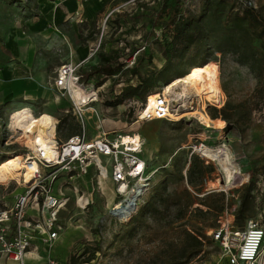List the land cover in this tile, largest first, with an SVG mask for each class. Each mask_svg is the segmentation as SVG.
Here are the masks:
<instances>
[{
    "label": "rangeland",
    "instance_id": "374dc122",
    "mask_svg": "<svg viewBox=\"0 0 264 264\" xmlns=\"http://www.w3.org/2000/svg\"><path fill=\"white\" fill-rule=\"evenodd\" d=\"M54 1L59 6L63 2L0 0V162L13 154H24L29 148L24 145L26 139L8 127L10 111L26 105L34 116L52 121L54 127L48 134L54 140H64L75 133H82L88 139L102 132L123 137L138 134L142 140L141 156L148 161L152 172V187L144 197L140 212L123 222L109 213L116 200L109 175L101 177L90 170L85 176L70 180L58 171L55 186L62 187L69 199L59 214L63 231L50 250L51 258L56 264H228L220 244L210 238V230L218 226V217L226 208L228 211L234 208L236 227L243 226L246 218L262 225L264 222L262 50L260 40L251 36L252 28L246 31V24L238 27L228 17L230 11L241 15L245 0H181L174 18L171 5L158 16L162 0H100V8L91 17L86 14V7L97 0H82L66 2L68 9H78V14L65 15L55 23L46 15L47 5ZM251 1L256 5L253 12L264 17V0ZM180 16L195 19L200 28L197 39L184 51V43L173 40V25L167 26L168 22L177 24ZM256 30L259 32L262 28L257 26ZM166 41L171 44L164 53ZM205 44L217 48L207 62L217 69L219 87L224 92L223 104L219 107L208 104L206 111L209 116H218L215 119L226 116L229 125L222 120V128L206 129L193 116L136 122L145 95L160 88L139 85L140 77L148 79L151 74V78L161 74L170 81L188 70L190 64L202 61ZM136 49H142L137 65L139 75L124 73L131 67H124L125 60ZM79 52L87 58L75 63L77 74L85 76L92 72L91 82L103 86L98 102L83 107L90 108L87 114L70 108L69 100L59 97L53 89L57 68L64 62L80 60ZM104 58L110 59L113 68L120 65V71L112 75L98 72L97 68L105 64ZM19 69L30 74L33 80L15 79ZM10 78L14 80L7 81ZM130 86L137 88L135 95L122 92ZM118 100L121 103L114 104ZM191 103L189 110L196 105ZM199 141H205V146L214 151L205 154L210 165L203 180L190 184L187 179L192 156L189 146ZM221 148L225 151L221 152ZM234 163L241 168V173L236 172ZM229 171L236 178L230 175V181H235L225 188L223 175ZM247 187L250 191L246 217L236 218ZM183 189L194 200L191 212L179 224L203 234L205 239L198 255L173 260L181 247L180 237L173 227H158L152 215L146 213L142 217L141 212L152 198ZM22 190L21 183L13 180L5 183L0 179V207L11 205L13 195ZM212 194L217 200L222 199V211L208 209L203 202L204 199L213 201V197H208ZM195 208L207 213L199 214ZM97 243L100 250L91 258ZM25 264L45 263L32 252L25 256ZM261 264H264V255Z\"/></svg>",
    "mask_w": 264,
    "mask_h": 264
},
{
    "label": "built area",
    "instance_id": "2783aa9c",
    "mask_svg": "<svg viewBox=\"0 0 264 264\" xmlns=\"http://www.w3.org/2000/svg\"><path fill=\"white\" fill-rule=\"evenodd\" d=\"M243 4L256 7L251 0H245ZM142 49L133 51L125 60L124 67L134 66ZM77 67L78 64L70 61L62 63L57 68L53 82V89L58 96L67 98L70 108L76 110L98 102L103 87L91 80H84L82 75L77 74ZM73 90H81L86 97L75 100ZM148 97L146 94L140 105L136 122L167 119L169 112L173 111L171 104L159 96L155 99L153 108L147 111L145 99ZM57 123L55 118V124ZM109 135L110 133L102 132L88 139L82 133H75L64 140L55 138L50 157H46L43 150H38L36 154L27 148L23 161L35 163L37 170L33 173L32 181L24 185L21 192L13 195L11 205L0 207V259L25 264L26 253L39 252L44 247L45 264H56L50 256V250L63 231L59 214L69 199L62 187L55 186L58 171L71 180L77 176H85L90 170L99 175L104 170L113 183L114 198L116 197L109 213L120 209L123 203L141 192L133 210L129 212V218L139 211L144 204V197L152 187V172L148 161L141 156L142 140L138 135L137 143L126 144L123 143V135ZM127 136L135 137V134ZM205 143L199 141L189 147L191 155L194 154L205 164H209L205 154L214 149L207 148ZM233 212L234 208L224 210L217 219L218 226L210 230V236L220 244L228 264H259L264 255V222L262 225L249 219L243 228H236L233 226ZM112 216L121 221L120 217Z\"/></svg>",
    "mask_w": 264,
    "mask_h": 264
},
{
    "label": "bare ground",
    "instance_id": "6f19581e",
    "mask_svg": "<svg viewBox=\"0 0 264 264\" xmlns=\"http://www.w3.org/2000/svg\"><path fill=\"white\" fill-rule=\"evenodd\" d=\"M47 9L53 20L59 22L62 12L56 5V2L49 3ZM76 14H78V11ZM23 78L33 80L30 74L25 73L23 69H19L15 79ZM13 80L14 78H10L7 81L12 82ZM218 80V71L211 63L205 62L200 65L190 66L188 71L183 75L172 78L159 89L147 94L149 97L147 100L145 99V106L147 105V111H150L155 104V99L160 96L164 98L169 105L171 104L173 108L177 107V109H173L172 112H169V117L164 120H178L185 116H193L196 117L200 121V124L206 129H220L224 125V122L220 119H212L206 111L208 104L219 107L224 102V92L219 87ZM72 95L75 100H81L86 97V94L81 92V90H73ZM187 98L191 99V102L196 104L190 108L191 111L188 109L189 106H191L189 105L191 102L187 100ZM78 111L81 113L84 111L86 112L85 114H87L90 108L84 110L80 107ZM92 111L94 112L96 109ZM180 111L183 112L181 113ZM151 121L153 122L154 120ZM8 127L12 132L21 135L22 139H26L24 145L28 146L34 153L38 154V150H43L45 156L50 157L51 148L54 147L56 142L50 134H48L54 127L50 119L42 120L34 116L32 110L28 106L23 105L10 111L8 114ZM137 140L138 134H135V137H123V143L126 144L132 143L134 145V143H137ZM219 150L221 152L225 151V149L222 148ZM23 159L24 156L22 153H16L10 158L2 160L0 162V179L5 183L13 180L21 183L23 186L28 185L32 181L33 173L37 170V165L35 163H26ZM234 166L236 172L241 173V168L236 163H234ZM230 175L236 178L235 173L231 171L224 174L223 187L225 188L235 181H230ZM99 176L106 177L104 170H102ZM120 218L123 222L128 221L129 212L120 215ZM28 253H26L25 256ZM37 255L40 254L37 253Z\"/></svg>",
    "mask_w": 264,
    "mask_h": 264
},
{
    "label": "trees",
    "instance_id": "16d2710c",
    "mask_svg": "<svg viewBox=\"0 0 264 264\" xmlns=\"http://www.w3.org/2000/svg\"><path fill=\"white\" fill-rule=\"evenodd\" d=\"M181 0H174L169 3V0H162L161 1V6L160 10L157 12L160 16L162 12L165 11L166 7L171 5L174 7V14L172 18L175 17V13H178L177 11L180 10L181 7ZM243 4V3H242ZM243 10L242 14L240 15L237 12H231L228 13V17L231 16L234 24L238 27H242V24H246L245 30L248 31L250 28H252L251 36L257 38L260 40V48L262 50V66L264 67V17L259 16L255 12H253V8L249 7L245 4H243ZM180 21L177 24H173L172 22H168L167 26L173 25L172 32H173V40L174 42L179 41L180 43H184L183 46V51L189 46L191 42L197 39V36L200 32V28L198 26V22L195 19L191 18H182L180 16ZM170 23V24H169ZM260 26L262 30L259 32L256 30V27ZM171 44L170 42L168 43L166 41L165 43V51L164 53H167V45ZM205 57L202 59L201 62L199 63H192L190 66L193 65H198V64H203L207 62V60L211 57L214 56V53L217 52V48L213 45H208L205 44ZM132 53V52H131ZM140 57V56H139ZM137 58V62L134 66L127 68L124 73H131L135 75H139L137 71V65L140 61V58ZM105 64L97 68V71L102 72L104 75H112L117 71H120L121 66L117 65L116 67H112L110 63V59L104 58ZM189 66V67H190ZM186 71L180 72L178 75H183L186 73ZM177 75V76H178ZM93 73L89 72L85 76L82 75L84 80H91L93 79ZM153 74H151L150 78L148 79H143L140 77V84L139 85H146L147 88H158L161 87L163 84L168 83L169 79L167 80L164 76L161 74L158 76L156 75L154 78ZM166 79V80H165ZM137 91L136 87L130 86L123 90V93H128L130 95H135ZM121 100L116 101L114 104H120ZM212 119L217 118L218 116L210 114ZM222 120L227 121V125H229V121L226 116H221ZM210 164H205L203 160H201L199 157L196 155L192 154L191 160H190V165L187 170V179L188 183L192 184L195 181H201L205 177V172L208 169V166ZM249 191L250 187H247L245 192L243 193L240 201L239 208L236 213V218H243L245 219V210H246V201L249 197ZM216 195H221V194H216ZM217 196V197H218ZM208 197H213V201L211 202H206V199L203 200L205 205L207 206L208 209H215L216 211H222V205L220 204V201L222 200H217L215 194L209 195ZM194 198L192 197L191 193L187 189H183L179 192H173V193H163L160 194L154 198L150 202L146 204V206L143 208L141 212V216L143 217L146 213L152 215L153 219L158 223V227H173V230L175 233L180 237L181 241V247L179 249V253L176 255V257H172L173 260L176 258H182V257H188L192 258L196 255H198L203 247V240L205 239V236L203 234H196L194 231L188 230L186 228L181 227V224L179 222L185 218V216L191 212L190 208L193 204ZM195 212L204 215L207 213L206 211H202L201 209L195 208ZM140 212V209L137 213ZM234 215V212L233 214ZM234 217V216H233ZM166 219V220H165ZM251 218H246L245 223L247 220ZM165 220L164 224H160V221ZM244 223V225H245ZM176 224V225H175ZM236 227V228H243L244 227ZM211 240L212 237L210 236ZM100 250V245L97 243V245L92 249V255L91 258H93L94 254ZM90 258V259H91ZM85 261H89L85 260ZM174 264H185V262H175Z\"/></svg>",
    "mask_w": 264,
    "mask_h": 264
},
{
    "label": "crops",
    "instance_id": "0c3cea01",
    "mask_svg": "<svg viewBox=\"0 0 264 264\" xmlns=\"http://www.w3.org/2000/svg\"><path fill=\"white\" fill-rule=\"evenodd\" d=\"M54 2H56V1H54ZM66 2H77L76 0H65V1H63V2H60V3H62V5L61 6H59L58 5V3H57V5L60 7L59 9L61 10V12H62V16H61V18H63L65 15H66V17L67 16H71V14H74V13H76L77 12V10L78 9H76L75 10V8H73L72 9V11H70L69 9H68V6L66 5ZM99 3H100V0H97V1H95V2H93L92 4H90L88 7H86V14L88 15V16H92V15H94V13L100 8V5H99ZM46 15L48 16V18L49 19H51L53 22H54V20H53V18H52V16H51V14H50V12L49 11H47V13H46ZM50 15V16H49ZM61 18H60V21H61ZM66 19V18H65ZM55 23V22H54ZM79 56H84L83 55V52H79ZM82 57H80L79 59L80 60H75V62H72V63H79L80 61H82V60H84L85 58H87V56H84V58H82ZM88 81V80H87ZM59 240H57V242H58ZM56 242V243H57ZM55 243V244H56ZM33 252H35V251H33ZM36 253H39L40 255H37V256H39L40 258H42L43 259V261H44V256H45V248L44 247H41V249H40V251L39 252H36ZM30 253H28V255H29ZM41 254H44V255H41ZM263 261V256L261 257V259H260V261H259V264H261V262ZM45 263V262H44ZM0 264H16L15 262H12V261H10V260H5V259H0Z\"/></svg>",
    "mask_w": 264,
    "mask_h": 264
},
{
    "label": "water",
    "instance_id": "95a60500",
    "mask_svg": "<svg viewBox=\"0 0 264 264\" xmlns=\"http://www.w3.org/2000/svg\"><path fill=\"white\" fill-rule=\"evenodd\" d=\"M140 193L133 195L127 202L123 203L120 209L112 211L111 214L120 217L125 212H131L135 206V201L140 197Z\"/></svg>",
    "mask_w": 264,
    "mask_h": 264
}]
</instances>
